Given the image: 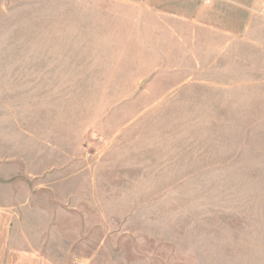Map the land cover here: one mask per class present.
I'll return each instance as SVG.
<instances>
[{
	"label": "rangeland",
	"instance_id": "rangeland-1",
	"mask_svg": "<svg viewBox=\"0 0 264 264\" xmlns=\"http://www.w3.org/2000/svg\"><path fill=\"white\" fill-rule=\"evenodd\" d=\"M0 165L102 255L264 264V0H0Z\"/></svg>",
	"mask_w": 264,
	"mask_h": 264
},
{
	"label": "crops",
	"instance_id": "crops-1",
	"mask_svg": "<svg viewBox=\"0 0 264 264\" xmlns=\"http://www.w3.org/2000/svg\"><path fill=\"white\" fill-rule=\"evenodd\" d=\"M51 179H34L30 187L22 177L0 176V264H79L87 256L91 264H151L148 251L102 255L101 245L86 239L99 227L81 222L76 206L55 207L47 187L37 188Z\"/></svg>",
	"mask_w": 264,
	"mask_h": 264
},
{
	"label": "built area",
	"instance_id": "built-area-1",
	"mask_svg": "<svg viewBox=\"0 0 264 264\" xmlns=\"http://www.w3.org/2000/svg\"><path fill=\"white\" fill-rule=\"evenodd\" d=\"M79 264H81V263H79Z\"/></svg>",
	"mask_w": 264,
	"mask_h": 264
},
{
	"label": "water",
	"instance_id": "water-1",
	"mask_svg": "<svg viewBox=\"0 0 264 264\" xmlns=\"http://www.w3.org/2000/svg\"><path fill=\"white\" fill-rule=\"evenodd\" d=\"M143 82V81H142Z\"/></svg>",
	"mask_w": 264,
	"mask_h": 264
}]
</instances>
